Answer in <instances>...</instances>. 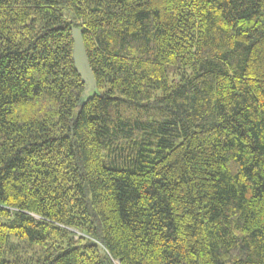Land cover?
I'll use <instances>...</instances> for the list:
<instances>
[{
  "label": "trees",
  "instance_id": "16d2710c",
  "mask_svg": "<svg viewBox=\"0 0 264 264\" xmlns=\"http://www.w3.org/2000/svg\"><path fill=\"white\" fill-rule=\"evenodd\" d=\"M0 264H264V0H0Z\"/></svg>",
  "mask_w": 264,
  "mask_h": 264
},
{
  "label": "water",
  "instance_id": "95a60500",
  "mask_svg": "<svg viewBox=\"0 0 264 264\" xmlns=\"http://www.w3.org/2000/svg\"><path fill=\"white\" fill-rule=\"evenodd\" d=\"M70 35L72 39V61L83 82L80 103L84 104L97 93V83L88 60L81 29L72 27Z\"/></svg>",
  "mask_w": 264,
  "mask_h": 264
}]
</instances>
